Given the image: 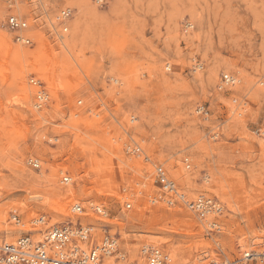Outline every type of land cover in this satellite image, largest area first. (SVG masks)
I'll return each instance as SVG.
<instances>
[{
	"label": "rangeland",
	"instance_id": "1",
	"mask_svg": "<svg viewBox=\"0 0 264 264\" xmlns=\"http://www.w3.org/2000/svg\"><path fill=\"white\" fill-rule=\"evenodd\" d=\"M12 1L0 0V245L46 215L108 223L118 237L113 264L140 263L145 243L162 248L165 264L264 249V0H82L97 18L71 53L56 31L64 34L63 8H72L65 33L80 15L72 0H16L33 44L16 42L6 24ZM32 77L50 92L42 110ZM133 140L151 162L131 154ZM153 163L188 198L214 197L223 211L207 220L222 229L209 234L184 204H167ZM37 193L47 203L30 198ZM76 202L83 213L71 211Z\"/></svg>",
	"mask_w": 264,
	"mask_h": 264
},
{
	"label": "built area",
	"instance_id": "2",
	"mask_svg": "<svg viewBox=\"0 0 264 264\" xmlns=\"http://www.w3.org/2000/svg\"><path fill=\"white\" fill-rule=\"evenodd\" d=\"M72 16V11L64 9L61 12L60 24L62 30H67V21ZM9 29L15 32V41L19 43L33 44L32 35L27 34L29 26L26 17L17 13H11L6 21ZM225 82H230L231 76L225 74ZM31 82L41 88L37 94V103L35 107L40 109L48 101L49 90L44 86V82L31 78ZM79 104L82 100L78 101ZM104 106V102H102ZM202 114H207L205 106L198 108ZM100 115V112L96 113ZM136 119L131 117V121ZM257 132L264 135V126L258 128ZM131 154L144 156L146 161L151 162L150 156L145 152L141 144L132 141L129 145ZM186 161H190L186 159ZM35 168H40L36 158L29 160ZM191 163L188 164L190 166ZM154 176L153 183L160 186L167 194L169 205L177 203L184 204L188 209L198 215L200 220H206V230L209 234L219 232L222 227L216 219L207 217L212 212L221 213L222 208L216 206V199L212 196L199 195L196 199H189L187 193L180 191L176 181L167 177L166 170L162 164L153 163ZM62 182L67 184L71 181L72 176L67 172L61 171ZM126 207H131L130 202H126ZM94 210L101 216H108L107 208L103 205H94ZM213 210V211H211ZM73 213H83L84 206L76 202L71 206ZM16 222H20L19 215H14ZM34 230L22 232L16 236L13 241L4 240L0 246V259L4 264H97L100 259L110 258L118 254V237L111 231L108 223L97 225L93 222H83L80 219L73 221L67 220L62 222H49L46 215H38L32 219ZM142 258L138 262H123L122 264H165V255L162 248L155 244L145 243L141 247ZM118 258V257H117ZM121 258V257H119ZM264 261V249L256 250L249 248L242 251L241 257L237 260H230L226 257L223 260L211 259L206 264H236L247 263L250 260Z\"/></svg>",
	"mask_w": 264,
	"mask_h": 264
},
{
	"label": "bare ground",
	"instance_id": "3",
	"mask_svg": "<svg viewBox=\"0 0 264 264\" xmlns=\"http://www.w3.org/2000/svg\"><path fill=\"white\" fill-rule=\"evenodd\" d=\"M69 1V0H68ZM67 1V2H68ZM82 0H72L71 2H69V3H72L74 6H77L78 7V9H79V13H80V15L72 22V28L70 29V31L68 32V33H65V32H67V30H69L68 29V27H67V30L66 31H63V33L64 34H62V33H60V32H58V30L56 31V34L58 33V36H59V39H60V42H61V44L63 45V47L65 48V49H68V50H70V53L72 52L71 50L73 49V47L77 44V43H79L81 40H82V38H83V36L87 33V31L89 30V28H92V26H93V22L96 20V18H97V14H96V12L95 11H92V10H88V11H86V8H85V6H84V4L81 2ZM99 2L100 1H102V0H98ZM82 3V4H81ZM45 6V5H44ZM9 7H11L12 8V12L11 13H19V14H21L22 15V13L19 11V5H18V3H17V1L15 0V4L13 3V1L12 2H10V4H9ZM46 8V7H45ZM64 9H69L70 11H72V8H70V7H65V8H63L61 11H60V14H59V16H58V21L60 22V20H61V12L64 10ZM47 10V9H46ZM194 12V11H193ZM10 13V14H11ZM75 15V14H74ZM72 17V16H71ZM71 17H70V19L66 22L67 23V26H68V24H69V22H70V20H71ZM193 17V16H192ZM50 22H51V25H54V23H55V21L53 20V19H51L50 20ZM97 23V22H96ZM95 23V24H96ZM31 27V26H30ZM62 28H63V26H62ZM30 29V28H29ZM28 29V30H29ZM27 30V31H28ZM89 32H90V30H89ZM27 34H30L31 35V31L29 30L28 31V33ZM88 37V36H87ZM11 51V50H10ZM25 51V50H24ZM25 54V53H24ZM28 54V53H27ZM21 55H23V50L22 51H18V56H21ZM24 56V55H23ZM25 56H26V54H25ZM22 57V56H21ZM212 67V66H211ZM213 72V71H212ZM215 76V75H214ZM214 78V77H213ZM200 79V78H199ZM196 80V79H195ZM231 81V83L232 84H234L235 83V81H236V79L234 78V77H231V79H230ZM202 83V82H201ZM37 88V92H36V95H35V100H34V106H35V104L37 103V100H36V98H37V94H38V92L41 90V88L38 86V87H36ZM47 102H46V104H43L42 105V107L40 108V110H42L44 107H46L48 104H49V101H50V95L48 96V98H47ZM24 101L25 102H30V98L28 97V98H25L24 99ZM36 102V103H35ZM36 109H38L37 107H36ZM40 113V116L44 119V118H46L44 115H42V113L41 112H39ZM37 159V158H36ZM186 159H188V160H190V158L189 157H185V162H186V168L188 169L190 166H191V164H190V166H188V164L189 163H191V160L190 161H186ZM37 161H38V163H39V166H40V168H41V163H40V160L39 159H37ZM185 168V169H186ZM186 173V172H185ZM166 174H167V177L168 178H170V176L168 175V173L166 172ZM25 176H28V175H25ZM182 176V175H181ZM34 178V176H31L30 178ZM170 179H172V180H174L173 178H170ZM206 179V178H205ZM175 181V180H174ZM70 183V182H69ZM177 183V182H176ZM209 183V182H208ZM179 187V186H178ZM180 191H182L183 193L185 192V191H183V190H181V188L179 189ZM58 193V192H57ZM186 193V192H185ZM199 195H207L206 193H199V194H197L194 198H192V199H196L197 197H199ZM209 195V194H208ZM210 196V195H209ZM30 198L32 199V200H34V201H36V202H40V203H42V204H45V203H47V200H46V198H44L41 194H32V195H30ZM190 199V198H189ZM74 204V203H73ZM72 204V205H73ZM167 204H169L168 202H167ZM216 206H219L220 208H222L221 207V204L216 200ZM71 205V206H72ZM97 205V204H96ZM66 209H68V208H64V212L62 213L61 212V214H66ZM190 210V209H189ZM191 211V210H190ZM211 211H213V210H211ZM192 212V211H191ZM194 213V212H193ZM195 214V213H194ZM217 214H219V213H216L215 211L214 212H212V216H216ZM197 217H198V215L197 214H195ZM210 216V215H209ZM90 217V216H89ZM115 217V216H114ZM123 217V219H125V220H127V218H128V216L127 215H124V216H122ZM118 218H119V220L121 221V217L120 216H118ZM199 218V217H198ZM200 219V218H199ZM113 220H115V221H117L118 219H113ZM120 221H117V223H122V222H120ZM132 221V220H131ZM126 222V221H125ZM123 224V223H122ZM145 229V228H144ZM182 229V228H181ZM18 233V232H17ZM22 233V232H21ZM20 233V234H21ZM154 234V233H153ZM13 235H15V234H13ZM19 235V234H18ZM17 235V236H18ZM6 237H9V236H6ZM15 239V237L13 238V239H11V240H7V241H13ZM258 239V238H257ZM260 243V242H259ZM255 244V243H254ZM258 244V243H257ZM1 246V245H0ZM250 248V247H249ZM248 248V249H249ZM247 249V250H248ZM253 249H256V250H263L262 248H256V247H253ZM169 251H171V249L169 250ZM244 251H246V250H244ZM142 252V251H141ZM104 260V261H103ZM115 260L113 259V257H110V258H105V259H100V262H97V264H103V262H104V264H113V262H114ZM0 264H4V263H2V261H1V259H0Z\"/></svg>",
	"mask_w": 264,
	"mask_h": 264
}]
</instances>
